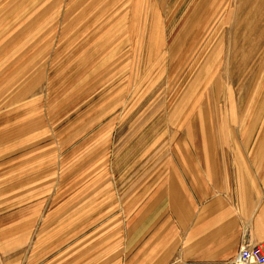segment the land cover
Segmentation results:
<instances>
[{"label": "rangeland", "instance_id": "374dc122", "mask_svg": "<svg viewBox=\"0 0 264 264\" xmlns=\"http://www.w3.org/2000/svg\"><path fill=\"white\" fill-rule=\"evenodd\" d=\"M263 135L264 0H0V243L113 237L179 147Z\"/></svg>", "mask_w": 264, "mask_h": 264}, {"label": "crops", "instance_id": "0c3cea01", "mask_svg": "<svg viewBox=\"0 0 264 264\" xmlns=\"http://www.w3.org/2000/svg\"><path fill=\"white\" fill-rule=\"evenodd\" d=\"M178 149L117 211L113 237L103 219L51 243L59 229L26 225L0 243V264H229L244 243H264V144Z\"/></svg>", "mask_w": 264, "mask_h": 264}, {"label": "built area", "instance_id": "2783aa9c", "mask_svg": "<svg viewBox=\"0 0 264 264\" xmlns=\"http://www.w3.org/2000/svg\"><path fill=\"white\" fill-rule=\"evenodd\" d=\"M229 264H264V243H244Z\"/></svg>", "mask_w": 264, "mask_h": 264}]
</instances>
